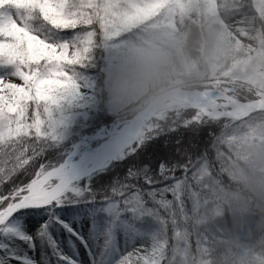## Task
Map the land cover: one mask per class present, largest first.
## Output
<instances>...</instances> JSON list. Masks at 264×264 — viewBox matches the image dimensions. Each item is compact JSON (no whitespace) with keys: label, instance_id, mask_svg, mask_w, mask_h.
<instances>
[{"label":"snow or ice","instance_id":"6c2138e0","mask_svg":"<svg viewBox=\"0 0 264 264\" xmlns=\"http://www.w3.org/2000/svg\"><path fill=\"white\" fill-rule=\"evenodd\" d=\"M34 7L42 22L28 14ZM78 14L69 0H0V115L9 118L5 139L16 161L0 167V264H187L203 242L195 222L210 208L206 185L219 179L212 169L221 163L230 120L215 113L224 105L209 102V115L184 112L152 126L122 122L115 159L124 163L113 165L122 173L115 179L107 165L80 172L56 161L58 110L82 94L96 65L94 51L77 45L85 30ZM151 14L134 7L111 35ZM206 129L208 143L193 149L183 133ZM146 145L154 157L167 160L173 148L178 157L149 167ZM105 170L108 176L94 179ZM77 215L80 220L69 218ZM59 237L65 245L72 240L79 255Z\"/></svg>","mask_w":264,"mask_h":264},{"label":"clouds","instance_id":"9594fccd","mask_svg":"<svg viewBox=\"0 0 264 264\" xmlns=\"http://www.w3.org/2000/svg\"><path fill=\"white\" fill-rule=\"evenodd\" d=\"M69 7L85 28L77 45L94 51L93 71L129 127L224 105L215 113L230 120L212 169L219 179L206 185L210 208L195 222L203 242L187 264H264V0H69ZM134 7L152 14L112 36ZM28 14L43 20L39 7ZM8 123L0 115V167L16 163Z\"/></svg>","mask_w":264,"mask_h":264},{"label":"rangeland","instance_id":"374dc122","mask_svg":"<svg viewBox=\"0 0 264 264\" xmlns=\"http://www.w3.org/2000/svg\"><path fill=\"white\" fill-rule=\"evenodd\" d=\"M13 81L20 82L16 78H13ZM90 81H91L90 84L86 88L82 89L81 95L71 97L69 100L65 101L61 105V108L58 110L57 116H58V119H60L62 122L61 127L59 128V134L61 137L60 143H62L63 139L66 138V133L69 128V125L74 123L75 121H78L77 119L80 116L84 115L87 112V109L92 108L93 106H96L101 101L100 98L102 99L105 109L107 110L109 115L112 116L111 118L112 119L114 118L117 124L113 126L111 124L110 126L112 127V129L110 128L102 129L98 133L86 136L81 141L77 142L72 147V152L67 155L66 157L67 160H77L79 158V153L96 149L101 143V140H96V139H98L101 135H105L107 133L113 132L114 130H117L118 128L122 126V119L119 117V115L113 109L111 103L106 98L101 81L98 82L95 79H91ZM172 143L173 145H175V141H172ZM191 145L193 149H197V148L201 149L202 147L201 142H198V141H193ZM154 152H155V149H153L151 152L148 153V155H146L147 162L149 163L150 166L152 164H155L152 161L153 159L155 160L159 158V157H154L153 155ZM175 157H178V153L175 151V148H173L172 152L168 155V158L173 159ZM66 159L64 160V162L66 161ZM111 163L112 162H110L108 167L111 165ZM26 219L27 217L24 218V220ZM34 219L39 220L36 217H34ZM80 219L81 218H79L78 220ZM15 223L22 224L23 221H16ZM34 227H33V230H34ZM60 240L62 242V245L66 246L68 252L73 257L79 255L80 249L77 247L76 244L72 242V240H67L66 245H65V240L63 237Z\"/></svg>","mask_w":264,"mask_h":264},{"label":"trees","instance_id":"16d2710c","mask_svg":"<svg viewBox=\"0 0 264 264\" xmlns=\"http://www.w3.org/2000/svg\"><path fill=\"white\" fill-rule=\"evenodd\" d=\"M91 79H95L98 82L101 81V77L98 73L92 71L91 75H90V80ZM100 102L96 105L93 106L92 108L87 109V112L80 116L74 123L69 125V128L67 130L66 133V138L63 139L62 143L59 144V146L56 149H53V151L56 153L54 159L60 163H63L64 160L66 159L67 155L70 154L72 152V147L79 141H81L83 138H85L86 136L89 135H93L98 133L100 130L102 129H112V127L110 126L112 124L115 125L117 124L114 120V118L112 119L109 115V113L107 112V110L104 107V104L102 102V99L100 98ZM81 118V119H80ZM107 131V130H106ZM209 134H210V130L206 129V130H202V131H198L197 133L193 134L190 132H184L183 135L185 137V139L189 142L192 143L193 141H198L201 142L202 147L200 150L204 149V146L208 143V139H209ZM178 139L180 137H177ZM152 142L149 141V144H151ZM164 147L167 148L168 147V142L165 141L164 143ZM153 149H149L147 147V145L145 146V151H147V153L151 152ZM144 159L147 161L146 156L144 157ZM160 162L162 163H168V162H175L174 158H168L167 160H164L163 158H158ZM158 159H153V163L157 164V160ZM46 162V160L44 161ZM124 161L122 160H118L115 159L111 165L108 167V169L114 173L115 175L113 176V179L116 178V176L121 175V172H118L117 169L113 166L116 164H123ZM149 165V163H148ZM157 166H159L157 164ZM149 167H151L149 165ZM122 171H126V169H123ZM180 173H178L179 175ZM109 175V171L105 170V171H99L98 174L94 177V179H96L97 181H99V178L101 176H108ZM107 183H111V181H107ZM171 198V197H169ZM36 218L40 219L39 216H36ZM70 219H75L78 220L79 218H81L80 216H71L69 217ZM62 237H59V239H61ZM61 242V240H60ZM62 244V242H61ZM17 249L19 251H23V248L20 247V245H17ZM31 255V253H30Z\"/></svg>","mask_w":264,"mask_h":264},{"label":"bare ground","instance_id":"6f19581e","mask_svg":"<svg viewBox=\"0 0 264 264\" xmlns=\"http://www.w3.org/2000/svg\"><path fill=\"white\" fill-rule=\"evenodd\" d=\"M120 130L121 128L101 135V143L96 149L79 153L77 160H66L64 164L70 169L80 172L97 170L108 165L111 161V155L120 149Z\"/></svg>","mask_w":264,"mask_h":264},{"label":"water","instance_id":"95a60500","mask_svg":"<svg viewBox=\"0 0 264 264\" xmlns=\"http://www.w3.org/2000/svg\"><path fill=\"white\" fill-rule=\"evenodd\" d=\"M118 153H119V151H117L115 154L111 155V161L115 159V157L118 155ZM102 168H104V167H102Z\"/></svg>","mask_w":264,"mask_h":264}]
</instances>
